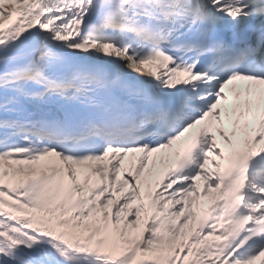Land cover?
Masks as SVG:
<instances>
[{"label":"snow or ice","instance_id":"1","mask_svg":"<svg viewBox=\"0 0 264 264\" xmlns=\"http://www.w3.org/2000/svg\"><path fill=\"white\" fill-rule=\"evenodd\" d=\"M0 264H264V0H0Z\"/></svg>","mask_w":264,"mask_h":264}]
</instances>
